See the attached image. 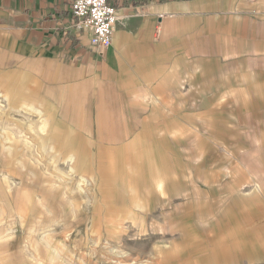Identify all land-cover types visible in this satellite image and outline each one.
I'll return each instance as SVG.
<instances>
[{
  "label": "rangeland",
  "instance_id": "rangeland-1",
  "mask_svg": "<svg viewBox=\"0 0 264 264\" xmlns=\"http://www.w3.org/2000/svg\"><path fill=\"white\" fill-rule=\"evenodd\" d=\"M186 66L188 91H125L110 112L0 91L4 264H264L263 96Z\"/></svg>",
  "mask_w": 264,
  "mask_h": 264
},
{
  "label": "crops",
  "instance_id": "crops-1",
  "mask_svg": "<svg viewBox=\"0 0 264 264\" xmlns=\"http://www.w3.org/2000/svg\"><path fill=\"white\" fill-rule=\"evenodd\" d=\"M108 2L113 42L96 47L72 0H0V91H67L110 112L125 91H188L186 65L217 62L259 88L264 110V0Z\"/></svg>",
  "mask_w": 264,
  "mask_h": 264
},
{
  "label": "built area",
  "instance_id": "built-area-1",
  "mask_svg": "<svg viewBox=\"0 0 264 264\" xmlns=\"http://www.w3.org/2000/svg\"><path fill=\"white\" fill-rule=\"evenodd\" d=\"M78 31H91L92 46L110 47L118 23V10L108 0H72Z\"/></svg>",
  "mask_w": 264,
  "mask_h": 264
},
{
  "label": "bare ground",
  "instance_id": "bare-ground-1",
  "mask_svg": "<svg viewBox=\"0 0 264 264\" xmlns=\"http://www.w3.org/2000/svg\"><path fill=\"white\" fill-rule=\"evenodd\" d=\"M42 131L45 132V129L43 128ZM52 149H53V148H52ZM1 172H2V171H1ZM7 174H8V173H7ZM5 175H6V174H5ZM5 179H6V178H5ZM7 180L9 181V176L7 177ZM8 181H7V182H8ZM83 181H84V180H81L80 183H82ZM7 246H9V245H7ZM7 246H3V245H1V243H0V252H1V251H4V250L6 251V250H7V248H6ZM4 261H5V258H4V259H1V260H0V264H4Z\"/></svg>",
  "mask_w": 264,
  "mask_h": 264
}]
</instances>
